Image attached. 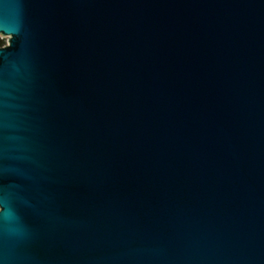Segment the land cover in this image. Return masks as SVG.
Returning <instances> with one entry per match:
<instances>
[{"label":"water","instance_id":"water-1","mask_svg":"<svg viewBox=\"0 0 264 264\" xmlns=\"http://www.w3.org/2000/svg\"><path fill=\"white\" fill-rule=\"evenodd\" d=\"M0 264H264V0H0Z\"/></svg>","mask_w":264,"mask_h":264},{"label":"trees","instance_id":"trees-1","mask_svg":"<svg viewBox=\"0 0 264 264\" xmlns=\"http://www.w3.org/2000/svg\"><path fill=\"white\" fill-rule=\"evenodd\" d=\"M4 45H5V41H4V39H1V38H0V47H1V46H4Z\"/></svg>","mask_w":264,"mask_h":264},{"label":"rangeland","instance_id":"rangeland-1","mask_svg":"<svg viewBox=\"0 0 264 264\" xmlns=\"http://www.w3.org/2000/svg\"><path fill=\"white\" fill-rule=\"evenodd\" d=\"M0 38H1V39H4L5 44L7 43V38H6V37H2V36H0Z\"/></svg>","mask_w":264,"mask_h":264}]
</instances>
